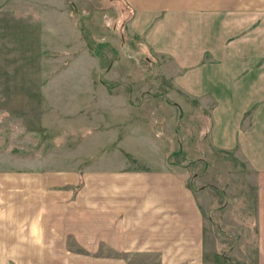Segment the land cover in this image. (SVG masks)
I'll list each match as a JSON object with an SVG mask.
<instances>
[{
    "label": "rangeland",
    "instance_id": "obj_1",
    "mask_svg": "<svg viewBox=\"0 0 264 264\" xmlns=\"http://www.w3.org/2000/svg\"><path fill=\"white\" fill-rule=\"evenodd\" d=\"M157 1L137 0L131 19L122 0H0V172H77L86 158L91 162L82 172L115 171L131 162L122 151L148 160L142 166L168 168L163 148L168 150L167 137L172 138L176 108L156 99V89L149 85L155 82H141L140 65L122 53L121 42L133 34L151 47L147 61L155 57L159 72L171 77L177 90L180 29H201L203 23L218 31L214 50L206 47L205 61L220 71L233 63L234 72L259 61L264 72V19L251 20L250 32L243 35L247 28H239L242 20L225 16L244 5L256 9L242 3L254 0H228L229 6L219 11H189L187 6L186 22L180 20L178 0ZM191 14L219 18L205 22L190 19ZM126 21L124 30L120 27ZM236 28L240 34L231 32ZM92 48L111 60L104 72ZM166 96L183 112H195L175 91ZM194 131L205 140L202 136L196 143ZM179 134L186 140L181 157L187 154L196 163L174 171L192 185L200 205L209 242L206 257L216 264H256L257 175L210 153L207 131L185 114ZM202 151L208 162H200ZM54 182L46 186L44 198L63 194L65 183L54 187ZM63 247L46 252L43 264H68Z\"/></svg>",
    "mask_w": 264,
    "mask_h": 264
},
{
    "label": "crops",
    "instance_id": "obj_2",
    "mask_svg": "<svg viewBox=\"0 0 264 264\" xmlns=\"http://www.w3.org/2000/svg\"><path fill=\"white\" fill-rule=\"evenodd\" d=\"M122 1L132 11V19L137 0ZM178 3L183 22L187 21V6L189 11L200 12L219 11L230 4L228 0ZM242 3L257 8L244 5L237 14L225 16L241 19L239 28L246 27L242 34L247 35L251 20L264 19V0ZM192 18L208 22L219 17L191 14ZM206 24L201 29H180L178 91L197 100L208 114L209 145L232 152L257 175L256 264H264V72L259 61L235 72L233 63L220 71L212 61H205L206 47L214 50L213 37L218 34ZM237 30L231 32L240 34ZM126 97L129 100L128 94ZM125 153L134 162L130 160L125 168L115 171H81V175H44L42 170L0 172V264H14L12 260L43 264L45 253L62 245L68 264H216L206 257L209 242L204 236L202 211L186 179L168 168L142 166L148 160ZM52 179L54 187L65 183L60 188L64 192L44 198ZM80 180L81 189L74 197L66 187Z\"/></svg>",
    "mask_w": 264,
    "mask_h": 264
},
{
    "label": "trees",
    "instance_id": "obj_3",
    "mask_svg": "<svg viewBox=\"0 0 264 264\" xmlns=\"http://www.w3.org/2000/svg\"><path fill=\"white\" fill-rule=\"evenodd\" d=\"M94 48H92L93 50ZM121 51L122 53H124L125 55H127L134 63H136L137 67L138 64L140 65V75H141V82H150V81H154V84L149 83V85L152 88L156 89L157 95H160V99L161 101L167 103L168 105H172L174 106L176 109V120L174 122V126H173V132H170V135L172 136V138L170 137L171 141L169 142V147L168 150L167 148H163L164 151V162L166 164V166H168V169L172 170L174 172V167L178 166L179 169H187L190 166L194 165V163H196V160L190 158L187 154L184 157H181L180 154L184 153L183 148L181 146L182 143H184L185 138H182L181 135L179 134V127L182 123L183 120V116L184 114L186 116L189 117L190 122H195V125H197V128L200 130L201 128L205 129L206 131H208L210 129L211 126V122L209 120V116L206 113V111L200 106V104L198 103L197 100L193 99L190 100L188 97L184 96V94H182L181 92H179L178 90H176L174 88V86L172 85V78H167L163 75L162 71L159 72V61L153 57L152 62H148V58L149 55L148 53H152L151 50L141 41V37L139 36H129L128 38H125L122 42H121ZM94 53L96 54V58L98 60V65L99 68L102 72L105 71V69L107 68L109 62H111V60H109V62L107 60H105L102 56V54L99 51H95L93 50ZM135 59H137V62H135ZM132 63V62H131ZM161 65V64H160ZM148 67L147 69L144 68ZM151 67L156 68V73L154 75H152L151 73ZM139 68V67H138ZM168 91H176V93L178 95H180L181 97H183V99L185 100V102L190 106L191 109H194L195 112H183L182 109L180 108V106H178L177 104H175L174 102L170 101L167 98V94ZM155 94V93H154ZM151 95H153V92H151ZM190 114V115H187ZM199 118H201V120H199ZM193 133H197L194 134V138H196V143H199L202 140V136L203 139L205 140L206 136L205 135H200L199 132H193ZM195 135H197L195 137ZM187 139V138H186ZM208 150L210 151V153H212L214 156H216V154H220L222 158H225L226 160L229 159L232 161V165L238 164L239 167L241 169L245 168V165L240 162L236 157H234L233 153L230 151H219L213 147H211L208 143L207 146ZM122 154H125L126 157L129 160H132V162H134V159H132L131 156L127 155L124 151H122ZM202 159L203 161H200V159H197L200 162H208L205 159L204 156V151H202ZM91 162L90 158H86L83 160V163H80L77 167V172L79 175H81V168L84 165H88ZM188 187L192 188V185L190 183L187 182ZM81 187V180L78 182L77 185L75 186H69L66 187V189H70L72 190L73 194L76 193V191L78 189H80ZM257 243V240H256Z\"/></svg>",
    "mask_w": 264,
    "mask_h": 264
},
{
    "label": "flooded vegetation",
    "instance_id": "obj_4",
    "mask_svg": "<svg viewBox=\"0 0 264 264\" xmlns=\"http://www.w3.org/2000/svg\"><path fill=\"white\" fill-rule=\"evenodd\" d=\"M127 25H128V21H126V23L124 25H122V27H120V28H124V30H126L127 29Z\"/></svg>",
    "mask_w": 264,
    "mask_h": 264
}]
</instances>
